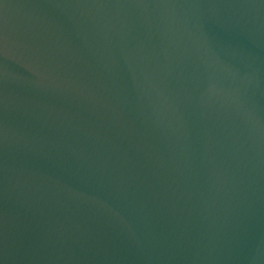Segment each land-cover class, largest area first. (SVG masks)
Returning <instances> with one entry per match:
<instances>
[{
  "label": "water",
  "instance_id": "water-1",
  "mask_svg": "<svg viewBox=\"0 0 264 264\" xmlns=\"http://www.w3.org/2000/svg\"><path fill=\"white\" fill-rule=\"evenodd\" d=\"M0 264H264V0H0Z\"/></svg>",
  "mask_w": 264,
  "mask_h": 264
}]
</instances>
